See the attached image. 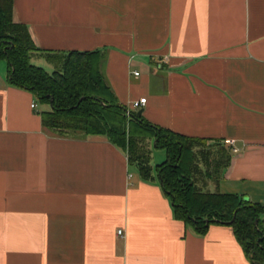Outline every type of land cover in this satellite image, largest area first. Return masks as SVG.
Wrapping results in <instances>:
<instances>
[{
	"label": "crops",
	"instance_id": "1",
	"mask_svg": "<svg viewBox=\"0 0 264 264\" xmlns=\"http://www.w3.org/2000/svg\"><path fill=\"white\" fill-rule=\"evenodd\" d=\"M12 20L31 64L96 52L118 103L145 98L152 125L222 145L230 165H199L196 187L264 208V0H13ZM48 110L0 60V264H255L231 227L200 235L174 218L153 139L145 178L105 135L45 128Z\"/></svg>",
	"mask_w": 264,
	"mask_h": 264
},
{
	"label": "trees",
	"instance_id": "2",
	"mask_svg": "<svg viewBox=\"0 0 264 264\" xmlns=\"http://www.w3.org/2000/svg\"><path fill=\"white\" fill-rule=\"evenodd\" d=\"M13 0H0V60L7 64V80L14 87L32 92L40 104L42 125L59 135L80 133L105 135L111 143L127 152L140 174L149 177L146 139L165 151V160L155 170L164 194L169 198L174 218L203 235L211 225H226L255 264H264V208L231 193L202 192L195 177L200 171L203 152L212 169L208 174L227 168L231 156L217 143L211 153L206 140L189 138L146 121L138 111L118 103L100 70L96 52L70 51L62 67L48 73L30 63L36 51L27 27L12 20ZM198 149V150H197ZM210 155V156H209Z\"/></svg>",
	"mask_w": 264,
	"mask_h": 264
},
{
	"label": "rangeland",
	"instance_id": "3",
	"mask_svg": "<svg viewBox=\"0 0 264 264\" xmlns=\"http://www.w3.org/2000/svg\"><path fill=\"white\" fill-rule=\"evenodd\" d=\"M31 62H33V60L31 61ZM36 66H38V65H36ZM206 146H207V144H206ZM210 147V148H209ZM208 148H209V150H211V153H213L214 151H217V147H215V148H211V146H209ZM153 150V149H152ZM200 157H199V165H201V164H203V167L202 168H204V167H212V164H213V157L211 158V157H209V159H210V163L211 164H209V166H207L208 164H207V162H208V158H207V156L204 154V152L201 154V155H199ZM210 156V155H209ZM153 162H155V161H153ZM157 163L158 162H161V161H156ZM262 217H264V212H263V214L261 215Z\"/></svg>",
	"mask_w": 264,
	"mask_h": 264
},
{
	"label": "built area",
	"instance_id": "4",
	"mask_svg": "<svg viewBox=\"0 0 264 264\" xmlns=\"http://www.w3.org/2000/svg\"><path fill=\"white\" fill-rule=\"evenodd\" d=\"M134 75H138V73L134 72ZM145 100H146L145 98H140L137 101H133L130 104L129 110L133 109V111H137L140 106L144 105ZM31 107H35V104H32ZM227 143L232 144V141L229 140V141H227ZM236 151H237L236 149H233V152H236ZM263 203H264V200H263ZM118 234H120V231H118Z\"/></svg>",
	"mask_w": 264,
	"mask_h": 264
},
{
	"label": "water",
	"instance_id": "5",
	"mask_svg": "<svg viewBox=\"0 0 264 264\" xmlns=\"http://www.w3.org/2000/svg\"><path fill=\"white\" fill-rule=\"evenodd\" d=\"M142 113V110H138L137 114L140 115Z\"/></svg>",
	"mask_w": 264,
	"mask_h": 264
}]
</instances>
